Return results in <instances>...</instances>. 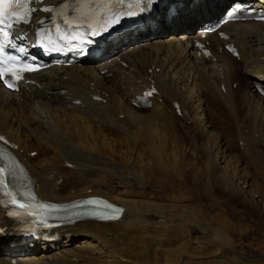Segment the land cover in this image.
Wrapping results in <instances>:
<instances>
[{
    "label": "bare ground",
    "instance_id": "1",
    "mask_svg": "<svg viewBox=\"0 0 264 264\" xmlns=\"http://www.w3.org/2000/svg\"><path fill=\"white\" fill-rule=\"evenodd\" d=\"M229 1L186 2L169 19L163 10L152 30L108 42L94 61L38 70L17 91L0 86V133L38 194H97L124 208L119 220L74 221L21 254L3 250L0 233V264H264V99L254 91L264 88V22H226L225 39L200 35ZM20 29L29 40L32 26ZM151 80V105H131Z\"/></svg>",
    "mask_w": 264,
    "mask_h": 264
},
{
    "label": "snow or ice",
    "instance_id": "2",
    "mask_svg": "<svg viewBox=\"0 0 264 264\" xmlns=\"http://www.w3.org/2000/svg\"><path fill=\"white\" fill-rule=\"evenodd\" d=\"M28 2L29 0H23V2H21V0H15L14 7L16 9H20V8L24 9L23 14H21L18 11H9V9L13 7L12 0H0V5L3 6L2 9H0V25H3V27H0V33H2L5 37L9 35L6 29H10L13 26V22L16 24L28 22V19L31 17V13L35 11L34 9L28 8ZM148 2H151V0H148ZM44 11H48V9H44ZM8 17H13L15 19L14 21H9ZM5 43H7V41H5ZM3 48H4V44H0V51H3ZM25 70L34 71L36 69L25 68ZM2 74H3V69H0V75ZM11 86L12 85L9 84V87ZM18 195L22 196V194H18ZM32 199L34 200L35 197H32ZM12 203L17 204V206L20 208L25 207V205L22 203H19L15 197H13ZM108 207H111V206L108 205ZM117 211L119 210L117 209Z\"/></svg>",
    "mask_w": 264,
    "mask_h": 264
},
{
    "label": "rangeland",
    "instance_id": "3",
    "mask_svg": "<svg viewBox=\"0 0 264 264\" xmlns=\"http://www.w3.org/2000/svg\"><path fill=\"white\" fill-rule=\"evenodd\" d=\"M178 119H179V117H178ZM177 121H179V120H177ZM232 132H233V126L232 125H230L229 127H228V129H227V135L228 136H230V137H232ZM233 146V145H232ZM234 147V146H233ZM233 149V148H232ZM233 150H235V147H234V149ZM232 150V152L233 153H235L236 152V150L235 151H233ZM224 202V201H223ZM233 202V201H232ZM221 203V202H220ZM234 204H236L235 202H234ZM239 204V203H238ZM242 214H243V212H242ZM243 216H245L244 214H243ZM243 221V220H242ZM244 240H249V238L248 237H246ZM264 245V244H263ZM263 248H264V246H262Z\"/></svg>",
    "mask_w": 264,
    "mask_h": 264
}]
</instances>
